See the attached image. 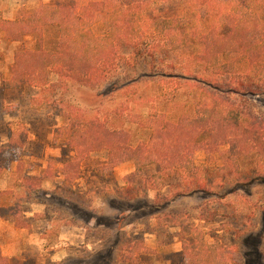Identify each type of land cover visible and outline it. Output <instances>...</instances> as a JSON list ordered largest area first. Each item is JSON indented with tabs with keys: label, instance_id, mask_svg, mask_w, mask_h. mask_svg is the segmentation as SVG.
<instances>
[{
	"label": "trees",
	"instance_id": "16d2710c",
	"mask_svg": "<svg viewBox=\"0 0 264 264\" xmlns=\"http://www.w3.org/2000/svg\"><path fill=\"white\" fill-rule=\"evenodd\" d=\"M188 3L169 11L168 16H146L145 12L158 7L159 2L56 0L40 5L29 16H0V34L5 42L22 45L25 36L33 41L32 48L21 46L15 51L7 67L8 77L0 80V122L6 116V93H23L26 89L41 94L66 84L90 89L113 84L112 95L122 98L130 89L146 84L158 103L166 100L168 107L144 110L128 106L126 114L114 115V119H121V129H111L98 118L72 115L58 100L49 103L52 114L62 123L53 128L52 138L72 153L67 167L74 168L76 160H86L90 155L104 154L105 162L98 166L101 176L112 172L117 164L131 162L133 178L152 166L156 170L151 178L200 177L193 184L197 190L208 187L209 177L217 171L231 172L240 179L255 175V180H264V174L260 175L264 170V117L246 112L231 98L264 91V0ZM142 55L180 72L120 82L117 77L121 71L135 66ZM163 79L174 82L170 98L163 91ZM217 80L237 88L220 90L215 85ZM184 87L193 99L181 103L177 97ZM230 127L237 131L231 140L236 148L225 154L226 166L194 165L190 147L212 130ZM12 135L7 130L8 140ZM143 135H147L145 140L136 139ZM3 153L0 146V166L10 162ZM48 162L44 170H48ZM59 164L63 170V164ZM44 175L39 178H49ZM67 181L63 172L60 183ZM119 191L131 199L137 196L127 186ZM4 194L0 192V219L24 228L22 223L28 220L20 211V198L14 196L13 203L3 205ZM44 221L51 223L49 219ZM203 236L195 226L180 227L181 250L191 264H241L232 251L227 253L218 243L206 244ZM0 264L13 262L0 251Z\"/></svg>",
	"mask_w": 264,
	"mask_h": 264
},
{
	"label": "rangeland",
	"instance_id": "374dc122",
	"mask_svg": "<svg viewBox=\"0 0 264 264\" xmlns=\"http://www.w3.org/2000/svg\"><path fill=\"white\" fill-rule=\"evenodd\" d=\"M55 1L0 0V16L3 19L29 16L40 5ZM122 1L151 4L155 0ZM188 1L195 0H156L159 6L153 10L150 7L145 15L168 16L169 11L183 2L189 4ZM21 46L32 48L31 37L25 36L21 45L5 42L0 34V80L8 77L7 67ZM144 55L135 66L121 71L117 77L120 82L180 72L170 71L160 60L156 62ZM50 80L55 81V77ZM162 82L163 91L170 98L174 82L167 79ZM215 82L220 90L237 88L222 80ZM113 86L116 85L90 89L66 84L47 93L25 89L23 93L4 95L6 116L0 122V146L13 164L7 161L1 164L0 188L7 187L19 197L20 211L30 218L28 223H22L24 228L20 229L25 230L13 234L18 241L5 252L23 250L22 264H191L178 238L180 227L191 225L203 233L206 244L222 245L227 253L236 254L241 264H264V180H255V175L240 179L231 172L217 171L209 177L208 187L197 190L193 184L200 177L151 178L156 170L152 166L133 178L131 162L117 164L112 172L101 176L98 166L105 162L104 154L76 160L74 168L66 166L72 153L60 140L52 138L53 128L62 123L52 114L50 102L58 100L68 113L98 118L111 129L123 128L121 119H114V115L126 114L128 106L144 110L168 107L166 100L160 99L158 103L146 84L130 89L122 98L112 95ZM177 98L184 103L192 100L193 95L184 87ZM231 98L242 104L246 112L264 117V91L243 95L242 99L234 95ZM7 130L13 132L9 140ZM234 132L237 131L232 127L216 128L191 146L193 164L199 168L226 166L225 154L236 148L231 141ZM146 138L147 135L136 136L137 140ZM47 162L49 171L44 170ZM59 163L63 164V170ZM63 172L68 181L61 184ZM31 174L37 179H24ZM42 174L49 178L41 180ZM124 186L137 196L131 199L121 194L119 190ZM44 219L51 222L47 229ZM4 230L5 238L12 240L8 228Z\"/></svg>",
	"mask_w": 264,
	"mask_h": 264
},
{
	"label": "crops",
	"instance_id": "0c3cea01",
	"mask_svg": "<svg viewBox=\"0 0 264 264\" xmlns=\"http://www.w3.org/2000/svg\"><path fill=\"white\" fill-rule=\"evenodd\" d=\"M2 144H3V142H2ZM10 164H13V162L10 161L9 165ZM9 172H11V171H9ZM31 175L34 176V174H31ZM7 189H8L7 187L0 188V192H5V194L2 196V200H1L2 201L1 203L3 205L11 204L14 201V199H13L14 193L9 192V190H7ZM22 215L25 217V219L30 220V218H29V216H27L26 212L22 211ZM48 225H49V223L46 222V224H45L46 229H47ZM5 227L8 228V232H9L8 235L12 234V236H13V234H18L19 232H21L25 229H20V228L15 227L11 221L0 219V251H1L2 255L8 259L9 262H13V264H22L23 254H24L23 250H18V252H15V253H6L5 252L6 249L12 243L15 244V242L18 241L16 239V237H14V236L12 237V240L14 242L12 240H9V238H5L6 237V235H4V232H5L4 228Z\"/></svg>",
	"mask_w": 264,
	"mask_h": 264
}]
</instances>
